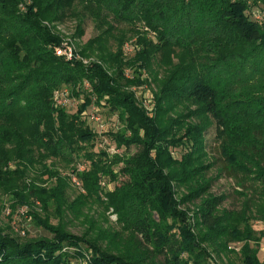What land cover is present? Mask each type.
Listing matches in <instances>:
<instances>
[{
  "label": "trees",
  "instance_id": "trees-1",
  "mask_svg": "<svg viewBox=\"0 0 264 264\" xmlns=\"http://www.w3.org/2000/svg\"><path fill=\"white\" fill-rule=\"evenodd\" d=\"M24 1L0 0V33L15 24L34 31V48L19 29L6 34L0 56V191L15 197L11 219L38 204L40 213L26 204V218L42 234L22 243L0 229V264H72L82 252L91 264H208L203 244L226 264H264V232L253 228L264 221V16L255 17L264 0H31L17 14ZM88 17L98 34L74 46L79 58L49 49L60 39L44 21L73 20L80 39ZM23 68L31 70L17 76ZM144 84L157 88L150 110L133 89ZM62 86L83 97L75 111L57 103ZM102 109L118 123L107 136L90 119ZM208 123L223 169L244 191L238 207L211 193ZM75 224L81 237L69 230ZM232 243L243 244L240 257L227 251Z\"/></svg>",
  "mask_w": 264,
  "mask_h": 264
},
{
  "label": "rangeland",
  "instance_id": "rangeland-1",
  "mask_svg": "<svg viewBox=\"0 0 264 264\" xmlns=\"http://www.w3.org/2000/svg\"><path fill=\"white\" fill-rule=\"evenodd\" d=\"M31 0H25L22 4L18 3V5L15 8V12L17 14H21V15H25V13L27 12V9L25 7L26 4H29ZM14 25V23H12ZM76 25L77 22L73 21V20H68L65 21L62 24H57V23H51L48 22V20L43 22V27H45V29H47L51 35L58 37L60 39V43L58 45H54L53 47H50L49 49L53 50L57 56H61L59 55V52H61L64 49H69L71 48L73 51V47L75 46L78 48L79 45H84L86 42H88V40H90L91 38L95 37L98 34V31L95 29V21L92 18H86L85 22H84V33L82 34L83 36H81L80 39L78 38H73L75 35V30H76ZM17 29H19V31L17 32V34L15 35L17 38L20 37V34H23V40H24V44L29 46L30 48H34V45L32 43L29 42L30 39V34H32L34 31L32 29H29L28 27H25L23 25H19V24H15L14 28L11 27L10 25V29L9 31H3V33H0V35L2 34L4 37L0 40L2 43H0V56L3 57L5 51H4V44H5V36L6 34H12L13 31H16ZM143 30V29H142ZM25 32V33H22ZM145 34L147 36L148 39H151V37L156 38V33L154 31L149 30L148 28H146L144 30ZM219 36L218 34H215V40L217 39V37ZM136 36H134L135 39ZM131 39V40H132ZM128 40L125 42L124 44V51L126 53L132 54L133 53V48L131 49V47L136 46V43ZM206 42L203 41V43L200 44V47L202 48V46H209V45H205ZM216 44V43H214ZM223 52V51H222ZM243 52V50H242ZM178 56H183L182 51H178L177 52ZM210 55V54H208ZM215 55H210V57H214ZM176 57V56H175ZM204 57H208L206 54H204ZM206 58L207 60L210 58ZM4 58V57H3ZM172 58L175 60V58L172 56ZM97 61L96 57H91L90 59H83V63L85 65H89L90 61ZM158 59L161 61V70H164V68H168L167 64H168V60H166L165 54L159 55ZM171 59V58H170ZM176 62V61H174ZM30 68H23L21 69V72L17 75L19 76L20 74H26L30 71ZM150 80L152 81V79L150 78ZM151 87H147L145 86V84L142 86H134V93L137 94V98H138V102H140V98H147L148 100H146V102L148 103V107L151 108V106L149 105L150 103H154L156 102V92H157V88H155V86L153 84H151ZM67 89V90H66ZM64 95V97H62V99L59 98V94H57V103L59 105L62 106H66L67 109L69 111H75L77 108V104L78 102H82L83 97H68V93L71 94L70 90L64 86L61 87V89H59L58 93H61ZM68 97V98H67ZM151 99V101H150ZM180 109V108H179ZM176 111L173 113V118L176 116H179L181 114L183 108L181 109V111ZM97 110V109H96ZM103 111L99 117V123L95 120H92L91 118L95 119L94 117H96L95 115H91L90 119L94 122V125L98 127V129L100 130L101 134H105L106 136L112 132L113 130H115L116 126L118 125V123H113L110 120V116L104 111V109L100 110ZM83 116L87 117L85 115V113L83 112ZM97 116V117H98ZM103 125V127H102ZM208 127L207 130L205 131V133L203 134V140H204V147H205V152L208 154L207 155V161L208 162H214V166L213 169L210 171L209 173V177L213 179L214 183L212 186V190L211 193L213 195L216 196H222L225 195L226 196V200L223 203V207L224 208H233V207H238L240 200L238 199V195L237 193L239 192H244L243 189L241 187L238 186V183L236 182V178L231 177V170L230 167L229 169L227 168L226 170L228 172H230V175L228 174V172H226L223 169V161L221 159V155H220V146L218 144V142L215 141V126L213 125V123H208ZM106 138V137H105ZM177 138V137H176ZM105 147L111 145L112 147H108V150L110 153H113L115 151V153H117L118 150H115V147H113V143L109 140V138L105 139ZM104 147V148H105ZM138 150L137 147H131L130 148V153H135ZM69 170V169H68ZM109 186V188H113V184L107 185ZM77 190H71V195L73 193H75ZM14 195L9 194L8 192H4V191H0V229L2 231L3 234L9 235L13 238H17L19 240V242L22 243H26V242H32L35 241V239H37V237L42 234L41 231L39 229H37L29 220V218H26V213L27 211H29V209H27V205L31 208V210L35 211L36 213H40V208L38 206V204L34 205L31 203V201H28V203H26L21 210H23L24 212L22 213L20 211V215L23 216V222L20 220L22 219L21 216H14L13 219H11L10 217H8L9 209L7 206H9L10 202L14 201ZM23 214V215H22ZM110 221L112 223L115 222V220L117 219V216L115 214H112L109 216ZM17 223H22L21 227H23L24 230L23 232H20L19 229L17 228ZM253 228L258 231V232H264V221H255L253 222ZM70 232L79 237L81 235V233L84 231L83 227H81L78 224H75L73 226H70L69 228ZM81 237V236H80ZM74 243H66L65 246H67L65 248L66 251L71 252V249L74 248L75 245H72ZM262 248L261 250L258 252L257 256L260 260V262H264V240L262 243ZM253 246V244H251ZM205 249H207L209 251V256H210V260L207 262L208 264H226L227 261V257L225 256L224 253H215L213 252L210 248V246L208 244H203L202 245ZM243 244L242 243H232L227 247V251L229 252H234L235 254H239V257L241 255V248H242ZM71 248V249H70ZM72 259H71V263L72 264H91V259L87 256V253L82 252L79 255H71ZM74 256V257H73Z\"/></svg>",
  "mask_w": 264,
  "mask_h": 264
},
{
  "label": "built area",
  "instance_id": "built-area-1",
  "mask_svg": "<svg viewBox=\"0 0 264 264\" xmlns=\"http://www.w3.org/2000/svg\"><path fill=\"white\" fill-rule=\"evenodd\" d=\"M263 16H264V12H263V13H257L255 17H256L258 20H260V19H262ZM72 47H73V51H72L71 48H69L68 50H67V49H64V50H62L61 52H59V55L65 57L67 60H72L74 56H76L77 58H79V56L76 55V53H75L74 46H72ZM145 99H146V98H145ZM146 100H148V99H146ZM146 100L144 101V102H145L144 105L150 110V107H148V103L146 102ZM93 110H94V112H97L96 108H93ZM93 115H95V114H93ZM95 116H96V115H95ZM94 118H95L94 120L97 121V122L99 123V117L96 116V117H94ZM102 127H103V125H102ZM114 152H115V151H114ZM81 169H83V167H81ZM73 182L76 183V184H79L76 178L73 179ZM20 211H21L22 213L24 212L23 210H20Z\"/></svg>",
  "mask_w": 264,
  "mask_h": 264
}]
</instances>
